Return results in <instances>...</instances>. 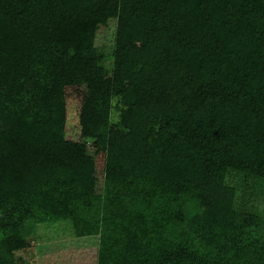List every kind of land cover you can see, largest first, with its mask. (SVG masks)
I'll use <instances>...</instances> for the list:
<instances>
[{
  "label": "trees",
  "instance_id": "16d2710c",
  "mask_svg": "<svg viewBox=\"0 0 264 264\" xmlns=\"http://www.w3.org/2000/svg\"><path fill=\"white\" fill-rule=\"evenodd\" d=\"M178 3L0 0V242L99 197L95 264H264V218L226 181L264 179V0H204L200 25L175 34ZM112 17L123 51L108 73L94 39ZM81 80L124 104L99 194L60 186L63 88Z\"/></svg>",
  "mask_w": 264,
  "mask_h": 264
},
{
  "label": "rangeland",
  "instance_id": "374dc122",
  "mask_svg": "<svg viewBox=\"0 0 264 264\" xmlns=\"http://www.w3.org/2000/svg\"><path fill=\"white\" fill-rule=\"evenodd\" d=\"M204 5V0H179L172 31L180 34L199 26ZM115 29L116 18L112 17L100 19L95 31L94 44L108 73L116 55L123 51V46L115 43ZM63 89L68 165L60 186L99 194L104 184L108 127L120 120L124 104L106 81L81 80ZM226 181L236 188L235 206H248L264 218L263 178L230 170ZM68 209L62 218L27 219L23 241L0 242V264H15L16 255H21L25 264H95L101 199L69 201ZM202 213V206L193 207L194 216Z\"/></svg>",
  "mask_w": 264,
  "mask_h": 264
}]
</instances>
